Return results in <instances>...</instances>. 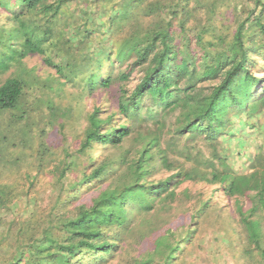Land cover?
Segmentation results:
<instances>
[{
  "label": "trees",
  "instance_id": "1",
  "mask_svg": "<svg viewBox=\"0 0 264 264\" xmlns=\"http://www.w3.org/2000/svg\"><path fill=\"white\" fill-rule=\"evenodd\" d=\"M4 76L0 127L10 113L25 129L0 134V264L107 263L138 217L183 202L189 215L141 232L152 250L130 258L176 264L214 208L193 184L232 199L247 253L264 255V139L245 173L228 162L235 118L264 135V0H0ZM26 138L37 147L2 152Z\"/></svg>",
  "mask_w": 264,
  "mask_h": 264
},
{
  "label": "rangeland",
  "instance_id": "2",
  "mask_svg": "<svg viewBox=\"0 0 264 264\" xmlns=\"http://www.w3.org/2000/svg\"><path fill=\"white\" fill-rule=\"evenodd\" d=\"M24 65L26 68L34 70L42 79L50 76V72L42 66L40 59L37 57L27 58L24 60ZM5 77L0 78V84ZM67 98L53 96V100L57 104L65 106L70 104L76 107V103ZM39 111L44 113L43 110ZM10 116L11 114L9 113L3 118L0 134L5 133L9 143L17 144L18 141L23 139L20 134H22L24 127L17 124L9 125L7 119ZM235 119V133L232 139L228 141L231 145V154L228 162L231 163L235 171L245 173L250 159L258 152L259 147L263 146L264 135L257 136L254 131L239 123L237 118ZM77 121L75 118L67 127V135H71V133L73 134L75 131L78 132L81 129V123ZM261 127L264 129V126ZM56 130L57 128L55 127L54 131L48 135L49 143L55 148L58 145V131ZM239 136L241 137L237 139ZM27 140L29 139L26 138V144L22 146L21 144L16 145V147L4 145L2 152L8 155H18L28 152L26 151L29 150V148H26L27 145L31 149L37 147V140H29L28 142ZM185 187H189L195 194H199L200 192L203 196L212 198L214 208L208 217L204 219L201 226L196 229L192 243L188 246L184 255L178 258V263L176 264H264V260L261 258H264L263 254L259 257L256 252H252L251 255L247 253L246 249L250 248H245L248 245L246 233L239 223V216L235 211V203L232 199L223 197L217 192L215 190L217 186L193 184ZM249 207L248 201L244 200L242 210L247 211ZM190 210L189 204L180 202L169 210L157 209L153 213H150L149 216L147 215L143 218L144 220L142 221L138 217L133 222L130 231L121 234L119 238V243L123 245L122 251L117 252L104 264H130V258L137 256L138 253L145 255L148 250H152V239L149 238L147 241H142L139 234L141 232L144 233L147 229L155 228L157 237L159 234L163 235V232L174 228L181 220L185 219L189 215ZM0 217L8 219L10 218V214L2 211L0 212ZM257 219L260 220L262 232L264 233V211L257 215Z\"/></svg>",
  "mask_w": 264,
  "mask_h": 264
}]
</instances>
